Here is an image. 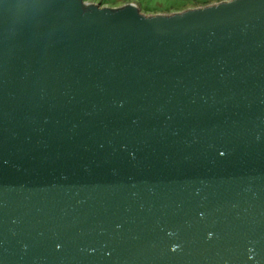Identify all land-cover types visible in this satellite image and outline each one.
<instances>
[{
    "label": "water",
    "instance_id": "95a60500",
    "mask_svg": "<svg viewBox=\"0 0 264 264\" xmlns=\"http://www.w3.org/2000/svg\"><path fill=\"white\" fill-rule=\"evenodd\" d=\"M0 264H264V0H0Z\"/></svg>",
    "mask_w": 264,
    "mask_h": 264
},
{
    "label": "rangeland",
    "instance_id": "374dc122",
    "mask_svg": "<svg viewBox=\"0 0 264 264\" xmlns=\"http://www.w3.org/2000/svg\"><path fill=\"white\" fill-rule=\"evenodd\" d=\"M88 6L117 10L130 5L144 18L172 17L191 11L203 10L231 3L235 0H83ZM203 3H209L205 6Z\"/></svg>",
    "mask_w": 264,
    "mask_h": 264
},
{
    "label": "trees",
    "instance_id": "16d2710c",
    "mask_svg": "<svg viewBox=\"0 0 264 264\" xmlns=\"http://www.w3.org/2000/svg\"><path fill=\"white\" fill-rule=\"evenodd\" d=\"M203 5L207 6V5H209V3H203Z\"/></svg>",
    "mask_w": 264,
    "mask_h": 264
}]
</instances>
